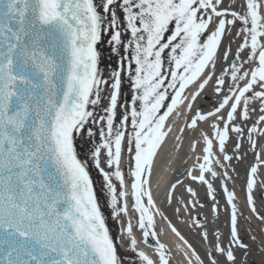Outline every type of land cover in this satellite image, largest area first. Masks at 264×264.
Segmentation results:
<instances>
[{"label": "snow or ice", "instance_id": "obj_1", "mask_svg": "<svg viewBox=\"0 0 264 264\" xmlns=\"http://www.w3.org/2000/svg\"><path fill=\"white\" fill-rule=\"evenodd\" d=\"M222 5L223 0H0V264H122L93 190L89 154L103 177L111 216H127L128 197L139 213L144 242L155 237L149 213L155 205L147 185L173 130L167 122L181 115V106L191 112L210 82L222 99L207 112L197 106L179 131L210 124L211 135L201 131L203 155L196 159L202 162L193 166L199 174L189 169L187 176L207 185L211 211L218 212L206 178L217 177L213 164L224 167L214 148L223 161L232 159L226 154L230 133L237 136L238 151L245 129L237 120L247 122L257 104L248 140L255 148L254 135L264 136V0H244L243 13ZM237 22L242 42L217 75L218 61L228 62L230 51L220 52L223 38ZM105 33L110 53L118 58L107 79L98 51ZM78 139L87 147L84 159ZM196 146L190 142L193 152ZM256 159L264 163L259 153ZM256 173L253 165L246 205L264 225L253 196ZM187 191L197 195L190 187ZM223 193L230 208L227 247L216 232L202 258L169 225L188 249L187 264H237L236 249L249 256L235 193L226 186ZM193 223L204 229L198 219ZM132 231L130 223L123 228L127 247L141 264H170L164 244L157 240L158 260H153L137 250ZM201 235L209 240L206 229Z\"/></svg>", "mask_w": 264, "mask_h": 264}, {"label": "bare ground", "instance_id": "obj_2", "mask_svg": "<svg viewBox=\"0 0 264 264\" xmlns=\"http://www.w3.org/2000/svg\"><path fill=\"white\" fill-rule=\"evenodd\" d=\"M244 4V0H223L222 6L231 5L236 11L243 13L244 9L241 5ZM231 19V17H228ZM231 31L223 38V46L220 52L230 49L228 62L223 60L218 61L215 69L216 74L219 75L221 68L227 67L228 63L232 62L233 54L236 51L238 45L242 42L240 37L236 36L240 25L237 22L235 25L230 26ZM228 78L226 77V81ZM214 82H210L205 87L201 96L194 103L193 110L188 112L183 106L180 108L181 115L176 116L173 114L167 122L172 126V132L165 138L163 147L159 150L158 155L155 158L154 168L150 177V183L147 187L152 193V198L155 207L149 209L154 222L153 230L156 232L157 240L166 246V251L169 253L170 264H187V259L184 253L188 251L183 241L179 239L172 231L169 225L174 226L185 239L195 248L197 253L203 258L205 252L211 247V244L215 241V233H221V240L224 242L223 246L227 247V239L230 232V221L226 222V230H221V227L216 229L212 228V223L215 220V215L211 211L213 199L207 195V185L191 180L188 176H185L187 170L192 169L193 175H198V165L202 161L196 159L197 156L203 155V140L201 131L211 135L212 129L209 123H200L198 129L193 132L185 128V131L181 133L180 128L185 127L186 120L190 119L194 114L195 108L198 106L203 112L212 110L217 102L222 99V95L218 96L214 93ZM192 89H190L191 91ZM227 89H223L226 92ZM257 111L251 112L250 119L247 122L237 120V123L244 127L245 133L239 138L241 147L237 151L234 147L237 142V136L235 133H230V139L227 142V155L232 159L229 161H223L221 153L218 148H214V153L221 159L224 167L213 164L214 170L218 173L219 178L213 179L209 174H206V178L210 181L214 189V195L216 200L219 201V207L227 210V214H230V208L227 206L226 197L223 193V188L226 186L229 191L235 193L237 204L240 212L242 213L239 218V229L243 242L251 245L252 251L248 257L244 256V251L235 250L237 257V264H264V225L257 220L247 208L246 205V181L247 174L250 168L257 166V173L254 176L255 185L253 189V196L256 202V207L261 215H264V163H260L256 159V154L259 153L260 161H264V136L259 134L254 135V139L257 140L255 148L252 147L248 140L247 128L258 118V104L256 105ZM186 113V115H185ZM260 127H264L262 124ZM180 139L177 140L176 137ZM190 142H196V150L192 151L190 148ZM234 154H237L234 156ZM249 154V156H247ZM239 157V158H237ZM238 160V163H235ZM128 160L125 156L122 168H127ZM234 167H236L240 173H236ZM227 173V178L223 173ZM180 181V184L176 182ZM176 184L175 189L171 185ZM192 188L197 195L191 196L187 189ZM125 189L129 192L130 185L128 180L125 181ZM169 193L172 194L171 200H169ZM129 209L127 216H121L118 221L124 227L123 220L125 219L126 226L130 223L132 225V235L135 237L137 243L136 246L139 250L144 251L153 260L151 252L152 243L150 241L144 242L142 231L138 227L139 213H136L132 207V201L130 198H125ZM203 205V207H200ZM263 209V211L260 210ZM179 209V211H177ZM218 216V215H217ZM221 216V215H219ZM193 218H196L204 225V229L197 228L193 223ZM207 230L209 234H214L212 240L205 241L202 238L201 233ZM245 233V235H244ZM226 235V239H225ZM252 236L256 237V240L251 239ZM248 238V240L246 239ZM125 243H120L121 252L125 247ZM156 248V246H155ZM120 252V253H121ZM190 255V253H189ZM195 264V261H193ZM207 264V261H206Z\"/></svg>", "mask_w": 264, "mask_h": 264}, {"label": "rangeland", "instance_id": "obj_3", "mask_svg": "<svg viewBox=\"0 0 264 264\" xmlns=\"http://www.w3.org/2000/svg\"><path fill=\"white\" fill-rule=\"evenodd\" d=\"M96 2L99 4L100 0H96ZM108 39H109V35L107 33L103 34L102 41L98 45V51L101 53L99 67H100L101 73L104 75L105 79L108 78V74L111 72V70L113 68H115L117 66V63H118V58L110 53L109 45L107 44ZM122 91H123L125 96L128 95V88H127L126 84L122 86ZM122 99H123V97H122ZM105 103H106V101H105ZM76 146H77L78 154L81 155L80 158L84 159L85 153L87 152V147L85 146L84 140L78 139ZM236 155L237 154H234V156H236ZM247 156H249V154ZM87 161H88V165H89L88 169L90 171V175H91L92 179L94 180V182L96 183L95 189H96L97 199H98L99 205H101L102 214L105 217V222L107 224V227L109 228L110 235H112L116 241L120 242V240H119L120 234H119V227H118L117 221H115V218H113L111 216V209L109 207H107V190L104 187V183L99 178V175H98L99 171L94 167V165L91 162L90 154L87 157ZM235 163H238V160H235ZM234 169H235L236 173H240V171L236 167H234ZM260 210L263 211V209H261V208H260ZM214 215L216 217H215L214 222L212 223V226H213L212 228L216 229L217 227H221L222 231H223V229L226 230V222L228 220L230 221V214H227V210L219 207L218 212L214 213ZM219 215H221V216H219ZM244 235H245V233H244ZM213 237H214L213 233L209 234L210 240H212ZM225 239H226V235H225ZM246 239L248 240L247 237H246ZM148 241H150L153 246H156L155 237L150 236L148 238ZM127 245L128 244L125 245L123 252H121V253L118 252V254L122 258V264H141L139 258L127 247ZM250 248H251V252H253L254 251L253 249H255V248L252 249L251 245H250ZM238 251H244V250L239 249Z\"/></svg>", "mask_w": 264, "mask_h": 264}]
</instances>
